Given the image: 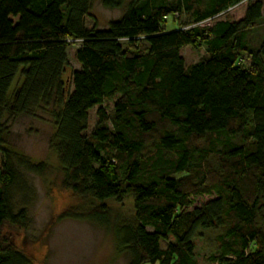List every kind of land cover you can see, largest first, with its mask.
Returning a JSON list of instances; mask_svg holds the SVG:
<instances>
[{
  "label": "trees",
  "instance_id": "trees-1",
  "mask_svg": "<svg viewBox=\"0 0 264 264\" xmlns=\"http://www.w3.org/2000/svg\"><path fill=\"white\" fill-rule=\"evenodd\" d=\"M92 1L0 0V264L32 262L5 232L28 225L17 166L47 169L4 147L5 118L49 104L62 186L89 201L80 216L113 230L128 264H199L206 230L219 231L213 264H264V0H131L101 29L85 23ZM243 1L238 20L215 17ZM187 46L204 53L186 65ZM126 200L132 212L113 218L107 201Z\"/></svg>",
  "mask_w": 264,
  "mask_h": 264
},
{
  "label": "rangeland",
  "instance_id": "rangeland-1",
  "mask_svg": "<svg viewBox=\"0 0 264 264\" xmlns=\"http://www.w3.org/2000/svg\"><path fill=\"white\" fill-rule=\"evenodd\" d=\"M131 0H123L118 8H105L99 0H93L90 11L85 17L86 26L107 28L111 20L119 18L127 9ZM246 1L221 14L218 19L230 21L243 16ZM264 12V10H263ZM187 14L183 15L185 20ZM167 28H173L170 18ZM123 47L127 42L121 40ZM80 43L74 42L67 49V58L71 69L80 68L75 52ZM204 53V49L194 52L184 47L181 54L185 64L195 62ZM21 77L16 75L11 89L19 84ZM70 91L72 88H69ZM112 101L102 104L107 111L112 109ZM97 105L89 110L88 134L96 121ZM53 104L39 107L32 116L21 115L14 119L6 116L8 127L4 147L29 157L33 162H44L47 169L44 174H35L17 166L23 189L13 194L16 209L26 211L28 225L24 229H5L10 240L21 247L32 259L31 264H128L130 256L119 243L113 230L80 216L89 207V201L74 196L62 186L63 170L58 156L51 147L50 139L54 132ZM2 154L0 151V160ZM116 215L132 212L130 200L121 205L107 201ZM66 213L67 216H62ZM258 221L264 232V205L258 215ZM150 230V228H147ZM219 231L206 230L204 236L195 239V254L199 264H213L209 260V251L216 247V235ZM165 246V242H161ZM144 264H152L146 262ZM160 264V263H155Z\"/></svg>",
  "mask_w": 264,
  "mask_h": 264
},
{
  "label": "built area",
  "instance_id": "built-area-1",
  "mask_svg": "<svg viewBox=\"0 0 264 264\" xmlns=\"http://www.w3.org/2000/svg\"><path fill=\"white\" fill-rule=\"evenodd\" d=\"M233 7H230V8H228L225 12H227V11H229L230 9H232ZM225 12H223V13H225ZM223 13H220V14H218L217 16H215V17H218V16H220L221 14H223ZM207 22H208V20L207 21H205V23L207 24Z\"/></svg>",
  "mask_w": 264,
  "mask_h": 264
}]
</instances>
